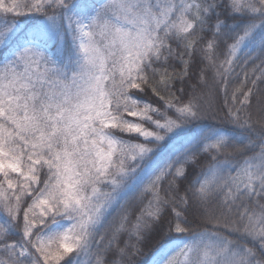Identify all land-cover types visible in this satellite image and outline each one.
Returning <instances> with one entry per match:
<instances>
[{"label": "snow or ice", "instance_id": "obj_1", "mask_svg": "<svg viewBox=\"0 0 264 264\" xmlns=\"http://www.w3.org/2000/svg\"><path fill=\"white\" fill-rule=\"evenodd\" d=\"M154 236L264 264V0H0V264Z\"/></svg>", "mask_w": 264, "mask_h": 264}, {"label": "trees", "instance_id": "obj_2", "mask_svg": "<svg viewBox=\"0 0 264 264\" xmlns=\"http://www.w3.org/2000/svg\"><path fill=\"white\" fill-rule=\"evenodd\" d=\"M16 19H20V18H16ZM223 115H224L223 112H220L218 114L217 120L214 122L219 123V121L223 118ZM127 238H128L127 235L122 236L121 237V243H123V241L126 240ZM161 241L164 243H167L168 238L167 237H161V236H154V237L146 239L140 245L142 250H143V255L137 258L136 264H149L152 251L158 246V242H161ZM133 243H135L134 239H133ZM108 258L111 259V256H109Z\"/></svg>", "mask_w": 264, "mask_h": 264}]
</instances>
